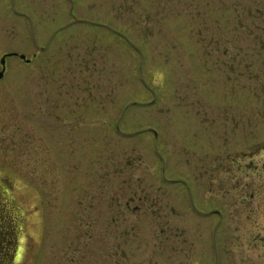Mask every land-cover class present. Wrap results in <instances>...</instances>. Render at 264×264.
I'll return each mask as SVG.
<instances>
[{
	"label": "rangeland",
	"instance_id": "1",
	"mask_svg": "<svg viewBox=\"0 0 264 264\" xmlns=\"http://www.w3.org/2000/svg\"><path fill=\"white\" fill-rule=\"evenodd\" d=\"M4 20L32 59L0 83L14 264L264 261V0H17Z\"/></svg>",
	"mask_w": 264,
	"mask_h": 264
},
{
	"label": "flooded vegetation",
	"instance_id": "2",
	"mask_svg": "<svg viewBox=\"0 0 264 264\" xmlns=\"http://www.w3.org/2000/svg\"><path fill=\"white\" fill-rule=\"evenodd\" d=\"M11 7L8 8L5 0H0V71L3 69L1 63L4 58L6 62L5 73L0 78V83L4 81L7 72L9 70L8 61L9 58L15 56H7V53L15 52L17 48L16 35H8L5 29V13H9L12 16L17 14V0H9ZM8 38V40L6 39ZM2 90V89H0ZM9 188L0 181V264H14L17 256V223L16 215H14V205L7 199L6 193L9 192ZM15 217H14V216ZM264 258V257H263ZM260 258L255 263H263Z\"/></svg>",
	"mask_w": 264,
	"mask_h": 264
},
{
	"label": "water",
	"instance_id": "3",
	"mask_svg": "<svg viewBox=\"0 0 264 264\" xmlns=\"http://www.w3.org/2000/svg\"><path fill=\"white\" fill-rule=\"evenodd\" d=\"M19 57H20L21 59L26 60L27 62H29V60L26 59V55H25V54H20ZM2 63H3V65H4V63H5L4 60H2ZM3 74H4V70L0 72V77H2Z\"/></svg>",
	"mask_w": 264,
	"mask_h": 264
}]
</instances>
